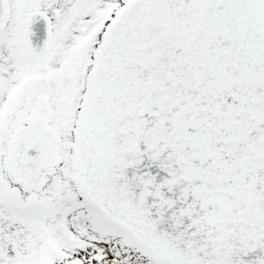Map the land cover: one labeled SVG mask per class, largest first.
<instances>
[{
	"label": "snow or ice",
	"instance_id": "snow-or-ice-1",
	"mask_svg": "<svg viewBox=\"0 0 264 264\" xmlns=\"http://www.w3.org/2000/svg\"><path fill=\"white\" fill-rule=\"evenodd\" d=\"M0 264H264V0H0Z\"/></svg>",
	"mask_w": 264,
	"mask_h": 264
}]
</instances>
